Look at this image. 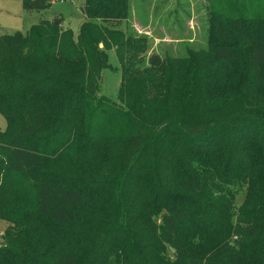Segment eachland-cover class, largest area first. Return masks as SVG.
Listing matches in <instances>:
<instances>
[{"label":"trees","instance_id":"trees-1","mask_svg":"<svg viewBox=\"0 0 264 264\" xmlns=\"http://www.w3.org/2000/svg\"><path fill=\"white\" fill-rule=\"evenodd\" d=\"M23 5L42 10L50 0ZM209 9L208 49L175 59L152 54L140 86L131 64L147 46L121 30L129 0H85L77 42L69 29L42 20L26 33L0 36V113L7 121L0 130V217L18 228L0 242V264H264V101L255 87H217L223 66L243 60L244 69L264 67V0H211ZM111 45L127 62L122 106L95 97ZM209 98L225 112L200 109ZM210 123L236 126L218 134ZM96 146L103 159L115 150L121 162L119 214L100 241L50 226L79 214L88 193L56 174L58 157ZM12 177L28 183L12 186ZM132 237L141 238L147 259L124 253ZM165 244L173 263L162 256Z\"/></svg>","mask_w":264,"mask_h":264},{"label":"rangeland","instance_id":"rangeland-1","mask_svg":"<svg viewBox=\"0 0 264 264\" xmlns=\"http://www.w3.org/2000/svg\"><path fill=\"white\" fill-rule=\"evenodd\" d=\"M224 0H216L217 5ZM211 0H129V15L123 20L121 30L125 37L133 36L146 39V50L140 53L137 62H132L131 66L139 72L135 78L137 86L142 85V74L149 65V57L152 54H159L163 59L183 58L189 54H200L208 49L209 37V17ZM85 0H50V5L42 10H27L24 8L23 0H0V36L15 32L26 33L29 29L42 21L52 24L59 19V26L62 30L69 29L73 34L75 42L78 41L80 27L86 20L84 13ZM224 6V5H222ZM100 48H104L103 43H99ZM107 65L101 70L100 86L95 93L96 100L105 99L114 106H122L119 91L123 83L124 61L119 57L117 47L111 45L106 49ZM129 55V54H128ZM225 65L216 63L217 66ZM224 78L217 87H255L257 98L264 101V67L261 65H248L244 69L243 60L239 63H231L226 69L223 66ZM219 90V91H220ZM215 99V98H214ZM216 100V99H215ZM257 100V101H258ZM264 104V103H263ZM200 109L210 108L215 113H223L226 108L218 105L213 100L203 99L198 102ZM50 120L46 124L47 129L53 125ZM49 124L51 126L49 127ZM214 125L217 133L220 130L235 128L227 123H210ZM7 121L0 113V130H5ZM229 133H226L227 135ZM220 137V136H218ZM102 147H97L90 152H82L74 157L72 153L66 152L58 157L56 174L67 175L70 182H80L86 187L88 193L85 194L84 204L81 211L72 219L51 220L53 226L61 228L63 231L83 233L86 237H98L103 231L110 232L115 227V220L118 217V198L116 180L120 175L121 162L117 151L113 150L106 159ZM62 159V162L60 163ZM103 159V160H102ZM148 162V160H145ZM65 170H68L66 172ZM8 182L12 186L17 183H28V178L21 182L12 177ZM95 186H89L94 185ZM128 194L133 191V182H127L124 187ZM244 203V190L236 192L234 198V209H238ZM32 209V201L29 203ZM36 214V212H35ZM38 219V216H36ZM157 224H160V217H154ZM232 222L237 224V215ZM35 223L33 227H39ZM9 220L0 217V242L4 243V236L8 230L16 232ZM47 231L50 228H46ZM128 238L122 237L120 240ZM238 240L237 235L231 237V243ZM124 253L130 255L137 253L142 259H147L145 246L140 237H132L130 244L124 247ZM130 252V253H129ZM165 261L175 262L176 256L173 248L165 244L162 253ZM164 262V261H163ZM165 264V262H164Z\"/></svg>","mask_w":264,"mask_h":264},{"label":"water","instance_id":"water-1","mask_svg":"<svg viewBox=\"0 0 264 264\" xmlns=\"http://www.w3.org/2000/svg\"><path fill=\"white\" fill-rule=\"evenodd\" d=\"M55 23H56V24H59V23H60L59 19H56V20H55Z\"/></svg>","mask_w":264,"mask_h":264}]
</instances>
